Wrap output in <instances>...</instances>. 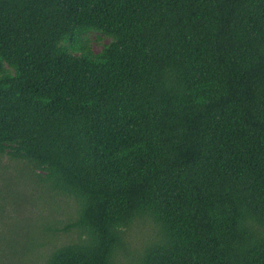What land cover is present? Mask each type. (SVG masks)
<instances>
[{
  "label": "trees",
  "instance_id": "16d2710c",
  "mask_svg": "<svg viewBox=\"0 0 264 264\" xmlns=\"http://www.w3.org/2000/svg\"><path fill=\"white\" fill-rule=\"evenodd\" d=\"M8 169L43 264H264V0H0Z\"/></svg>",
  "mask_w": 264,
  "mask_h": 264
},
{
  "label": "rangeland",
  "instance_id": "374dc122",
  "mask_svg": "<svg viewBox=\"0 0 264 264\" xmlns=\"http://www.w3.org/2000/svg\"><path fill=\"white\" fill-rule=\"evenodd\" d=\"M89 39L94 52H98L108 41L97 34H90ZM1 174L3 177L0 179V264H43L42 260L37 261L36 252L31 256L21 249L28 243L27 234L33 243L42 239L40 229H43V222L51 218L60 219L58 214L61 213V207L36 192L31 185L29 174L19 169H8ZM30 211L32 212L29 214ZM36 215L40 217L37 218ZM137 223L139 222L134 223L127 232L130 253L145 240L147 229L151 227L149 222L143 223L142 227ZM44 254L45 252L43 256Z\"/></svg>",
  "mask_w": 264,
  "mask_h": 264
}]
</instances>
